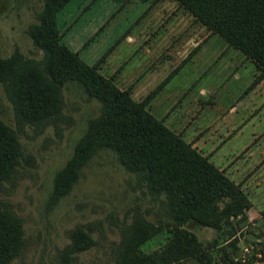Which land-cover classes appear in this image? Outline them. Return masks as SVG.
Wrapping results in <instances>:
<instances>
[{
	"label": "rangeland",
	"instance_id": "1",
	"mask_svg": "<svg viewBox=\"0 0 264 264\" xmlns=\"http://www.w3.org/2000/svg\"><path fill=\"white\" fill-rule=\"evenodd\" d=\"M44 1L0 0L1 57L15 54L23 68L43 57L29 29L39 22ZM55 22L62 44L85 63L97 65L100 74L112 77L133 99L157 87L147 102L149 112L220 164L247 196L246 219L236 227L232 256L244 260L258 255L264 241V129L258 132L264 123L252 136L251 120L242 129L244 139L224 145L228 132L241 128L251 115V98L256 97L255 103L264 99L263 92L248 91L256 75H251L253 63L173 0H68L56 11ZM59 98L56 113L25 120L0 84V119L12 128L20 148L10 179L0 190V207L7 208L22 229L21 245L9 264H115L123 235L137 219L160 226L139 249L160 247L171 228L164 195L149 191L112 150L97 149L69 186L56 193L57 179L88 121L100 113V103L76 82L62 84ZM231 102L235 108L228 112ZM246 143L253 157L245 155L243 163L237 162L239 155L232 160L223 156L232 145ZM258 188L262 195L256 197ZM188 228L203 245L216 242L209 248L211 264H221L222 249H230L227 243L233 235L201 224Z\"/></svg>",
	"mask_w": 264,
	"mask_h": 264
},
{
	"label": "trees",
	"instance_id": "2",
	"mask_svg": "<svg viewBox=\"0 0 264 264\" xmlns=\"http://www.w3.org/2000/svg\"><path fill=\"white\" fill-rule=\"evenodd\" d=\"M67 1L45 0L39 22L29 29L33 41L44 51L35 63L36 68L21 67L15 54L0 56V84L16 103L15 111L21 119L40 120L56 113L61 104L59 88L67 81L76 82L100 103V113L88 121L85 133L57 179L56 193L69 186L80 165L92 153L108 148L126 170L144 180L149 191L164 195V210L171 220L166 241L149 252H142L139 246L160 226L143 219L133 222L123 235L115 264L213 263L209 248L216 242L203 245L188 228L191 223L223 230L229 237L233 235L227 243L230 249H222L221 264H264V241L258 255L244 260L232 256L237 250L236 227L246 219L247 196L239 182L229 178L192 142L149 112L147 102L157 87L135 100L112 77L100 74L97 65L85 63L60 42L55 14ZM173 1L253 63L257 74L251 85L264 76V0ZM19 154L14 131L0 119V190L9 181ZM260 214L264 219V208ZM261 235L264 236V223ZM21 242L19 221L7 208L0 207V264H9Z\"/></svg>",
	"mask_w": 264,
	"mask_h": 264
},
{
	"label": "crops",
	"instance_id": "3",
	"mask_svg": "<svg viewBox=\"0 0 264 264\" xmlns=\"http://www.w3.org/2000/svg\"><path fill=\"white\" fill-rule=\"evenodd\" d=\"M257 74V71L254 67V70L252 71L251 75H255ZM253 80V79H252ZM252 80L250 82H252ZM258 87V88H257ZM249 92H255V91H259L258 94H261L262 92L264 93V76L261 77L260 79H258L252 86V88H250L248 90ZM241 97V96H240ZM262 97V96H261ZM256 97H252L251 98V103L252 105L249 107V111H251V115L249 116L248 120L246 122L243 123V125L241 126V128H237L235 131L231 130L230 132H228L229 135H226V142L224 143V145L226 143H229V142H232L234 140H239V139H244L243 136H246L245 134H242V129L244 127L247 126V124L251 121V126L249 129H251V131L249 132V134H251L252 136L254 134H257L256 132L261 129L259 132H258V135L262 132V130L264 129V125L261 126V128L259 127V129L256 131V127L259 126L260 124L264 123V99L262 101H260V97H259V101L261 103H255L254 101L252 100H255ZM258 102V101H257ZM235 108V104L233 102H231L229 105H228V109L227 111L228 112H231L233 109ZM226 111V110H225ZM226 115V114H225ZM253 117V119H251ZM232 120L230 119L229 123L231 122ZM239 129V130H238ZM258 135L256 137H258ZM256 137L252 138V140H254ZM247 143H249L247 141ZM241 144L239 146V148H234V146L232 145L233 149L230 150L229 152H227L226 154H224L223 156H231V160L234 158V157H237V155H239L238 157V161L237 162H240V163H243L245 158H243L245 155H250V151H246L245 148H247L248 144ZM249 147V146H248ZM222 148L219 147L218 149L220 150ZM243 150V151H242ZM248 152V153H247ZM258 152V151H257ZM257 152H252L253 154H257ZM246 153V154H245ZM217 155H220V152L219 154ZM251 157H253L252 155H250ZM225 158V157H224ZM227 160V158H225ZM210 160V159H209ZM212 161V160H211ZM213 162V161H212ZM229 162V160H228ZM228 162H225V164H227ZM214 163V162H213ZM215 164V163H214ZM232 164H237L235 162H233ZM216 166H219L220 164H215ZM239 166V165H238ZM222 168V167H220ZM236 168V167H235ZM234 168V169H235ZM233 169V168H232ZM236 170V169H235ZM262 170H264V166L262 168ZM261 188H258L256 189V191L253 192V194L256 195V197L258 196H261L262 195V191H260Z\"/></svg>",
	"mask_w": 264,
	"mask_h": 264
}]
</instances>
